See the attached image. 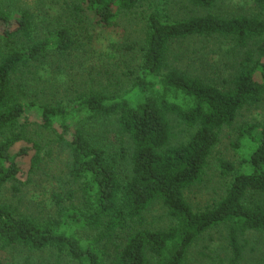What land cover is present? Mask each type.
I'll use <instances>...</instances> for the list:
<instances>
[{
	"label": "trees",
	"instance_id": "1",
	"mask_svg": "<svg viewBox=\"0 0 264 264\" xmlns=\"http://www.w3.org/2000/svg\"><path fill=\"white\" fill-rule=\"evenodd\" d=\"M63 1L95 25L112 27L141 0ZM170 1L159 0L164 6ZM188 1L209 12L184 19L160 12L148 16L139 48L142 63L131 89L118 94L91 90L77 96L70 109L62 103L37 107L41 125L55 131L70 151L69 174L81 184L82 205H62L59 219L40 221L0 204L1 250L51 248L81 264H187L191 247L203 234L225 227L237 262L244 249L241 238L251 231L264 233V123L255 144L242 152L239 168L222 162L234 173L223 197L199 211L186 198V191L202 181L224 127L244 107L264 98V0H255L259 12L251 16L213 13L218 0ZM71 28L49 29L46 37H38L39 25L30 9L0 8V196L6 182L24 174L29 181L42 161L41 144L28 134L27 108L34 101H28L23 75L36 62L74 51ZM194 37L229 43L232 51L226 54L234 71L224 86L171 64L175 45ZM76 110L92 118H115L131 146L111 152L93 144L83 130L72 129ZM179 126L186 140L179 139ZM21 158L28 160L27 171ZM156 203L167 208L171 225L143 228L145 213ZM82 228L96 232L86 245L76 234ZM109 244L112 254L106 250ZM0 264L32 263L0 257Z\"/></svg>",
	"mask_w": 264,
	"mask_h": 264
},
{
	"label": "rangeland",
	"instance_id": "2",
	"mask_svg": "<svg viewBox=\"0 0 264 264\" xmlns=\"http://www.w3.org/2000/svg\"><path fill=\"white\" fill-rule=\"evenodd\" d=\"M68 2L71 4L72 1ZM0 8L30 9L39 25L38 37L40 34L46 37L49 29L67 26L72 27L76 39L74 51L65 57L53 54L44 64L36 62L23 75L28 101H34L27 108L30 119L28 134L41 144L42 161L29 181L24 174L6 182L0 196V204L11 205L18 212L40 221L59 219L62 205H82L83 192L81 184L73 182L69 174V149L57 140L55 131L41 125L37 107L43 103H62L70 109L75 105L77 96L91 90L117 94L128 91L142 63L139 48L151 13L160 12L172 19H184L209 11L193 7L188 0H171L167 6L159 0H141L133 10L124 11L116 25L101 27L95 25L85 12L77 15L73 7L63 0H0ZM212 12L223 16H251L257 14L259 8L255 0H218ZM181 43L175 45L171 64L219 86H224L226 79L230 81L234 71L233 61L226 51L232 50L224 39L194 37ZM263 123L264 98L257 105L244 107L236 120L224 127L208 159L202 181L186 191V198L194 210L211 207L226 194L234 173L226 171L222 162H230L239 168L242 152L255 144ZM70 124L73 130H83L93 144L108 151H118L121 145L131 146L129 137L121 132L115 118H92L76 110ZM56 127H59L58 123ZM180 129L183 127L178 128L179 139L186 140L188 135L179 133ZM20 162L27 171L28 160L21 158ZM124 166L129 169L128 163ZM70 192L74 193V198L68 197ZM60 196L64 198L62 201ZM172 221L167 208L162 203H156L145 213L143 228L166 229ZM76 234L85 245L96 236V232L89 228L76 229ZM241 239L243 254L235 262L225 227L210 230L191 247L187 264H264V233L251 231ZM106 250L110 254L115 251L111 244ZM0 257L18 262L29 259L32 264H81L51 248L39 251L21 247L0 249Z\"/></svg>",
	"mask_w": 264,
	"mask_h": 264
}]
</instances>
